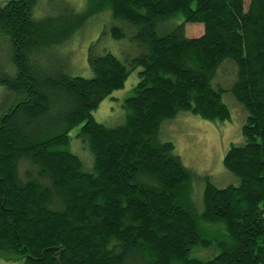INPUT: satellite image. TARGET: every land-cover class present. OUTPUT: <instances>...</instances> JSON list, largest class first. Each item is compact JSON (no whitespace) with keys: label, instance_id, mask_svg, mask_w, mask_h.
Here are the masks:
<instances>
[{"label":"trees","instance_id":"1","mask_svg":"<svg viewBox=\"0 0 264 264\" xmlns=\"http://www.w3.org/2000/svg\"><path fill=\"white\" fill-rule=\"evenodd\" d=\"M86 1L83 12L64 0L0 6V255L23 264H264V0ZM106 10L127 23L112 37L130 35L140 54L122 61L92 47L93 77L71 76L56 50ZM179 15L181 24L162 28ZM187 24L204 34L187 37ZM226 60L237 67L228 90L247 112L244 143L223 162L239 183L220 188L205 177L200 209L194 172L160 130L181 112L231 119L226 89L213 86ZM137 70L125 122L99 123L94 112ZM79 126L91 171L71 151ZM199 247L217 254L192 257Z\"/></svg>","mask_w":264,"mask_h":264},{"label":"rangeland","instance_id":"2","mask_svg":"<svg viewBox=\"0 0 264 264\" xmlns=\"http://www.w3.org/2000/svg\"><path fill=\"white\" fill-rule=\"evenodd\" d=\"M71 3L78 12H83L88 4L86 0H64ZM250 0H245V6L248 8ZM6 0H0V6L4 5ZM44 3L37 9V17L45 15ZM58 13V11L56 10ZM181 15L174 17L163 29H169L174 25L183 22ZM113 25L124 27L126 22L114 21L112 12L106 10L101 14L92 16L86 26L76 33L66 44L56 50L55 58L60 65L68 67V73L71 76H80L85 78L93 77L88 57L90 48H94L95 54H104L111 52L122 61L136 57L140 54L141 47L131 41L130 35H125L124 40H115L110 29ZM105 31V35H103ZM127 34V33H126ZM204 34L202 24H187L186 36L189 38L200 37ZM0 36V51L5 44V38ZM44 65L47 63L44 62ZM8 67V66H7ZM6 67V68H7ZM237 67L231 60H226L218 69L213 86L217 88L220 84L226 89L223 95V101L231 111V119L225 122L206 121L199 116L188 112H181L174 120L164 121L160 130V138L163 141H170L175 144L176 154H178L186 167L191 169L194 174L192 199L201 209L202 195L205 186V177L218 187L225 188L230 185H238V179L228 171L224 166V157L228 150L234 145L244 143L242 134L243 126L247 119V112L244 107L235 99L228 90L236 80ZM138 70L134 71L127 79L124 88L115 91L107 97L94 112L95 119L106 126H118L125 122L126 112L123 107L124 100L131 95L133 88L138 84ZM4 89L0 87V100L4 97ZM81 126L75 128L70 136L73 138L71 151L79 156L83 162L85 170L91 171L94 166V157L90 149L83 144L77 135ZM223 236L225 229L221 231H211V233ZM217 251L214 248H196L192 252V257L200 259H210ZM21 257L6 258L0 255V264H23Z\"/></svg>","mask_w":264,"mask_h":264}]
</instances>
